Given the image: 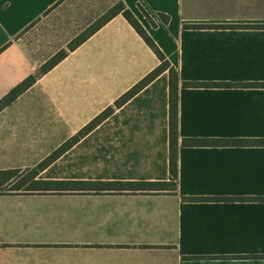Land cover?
Instances as JSON below:
<instances>
[{
    "label": "crops",
    "instance_id": "1",
    "mask_svg": "<svg viewBox=\"0 0 264 264\" xmlns=\"http://www.w3.org/2000/svg\"><path fill=\"white\" fill-rule=\"evenodd\" d=\"M119 1L178 73L176 189L0 194V264H264V0H7L0 100ZM158 65L113 18L0 111V171L36 166ZM38 179L169 181L167 72Z\"/></svg>",
    "mask_w": 264,
    "mask_h": 264
},
{
    "label": "trees",
    "instance_id": "2",
    "mask_svg": "<svg viewBox=\"0 0 264 264\" xmlns=\"http://www.w3.org/2000/svg\"><path fill=\"white\" fill-rule=\"evenodd\" d=\"M121 16L142 39L146 46L154 53L159 65L134 85L128 92L117 99L112 107H108L91 122L84 126L73 137L64 142L48 157L38 163L36 166L25 170H5L0 171V194H43L54 193L63 194L69 192H123L130 193H158L173 192L177 185V152H178V89L179 78L177 70L170 65L166 57L154 43L152 38L147 34L141 24L138 22L132 12L121 1L115 3L97 20L84 29L65 49L60 50L49 58L34 73L26 77L21 83L14 87L4 98L0 100V111L16 100L21 94L28 90L36 83L38 79L48 73L57 64H59L69 52L74 51L100 28L106 25L113 18ZM164 24L168 23V17L159 14ZM186 28H200L198 26H184ZM168 75V173L169 181L167 182H81V181H52L40 180L38 175L62 156L68 149L74 146L80 139L91 132L98 124L108 118L114 111L125 104L140 90L150 84L162 73ZM185 87H207L216 85V83H183ZM259 142V141H258ZM263 142L264 141H260ZM248 141L244 140H203V139H183V146H228L243 145Z\"/></svg>",
    "mask_w": 264,
    "mask_h": 264
},
{
    "label": "snow or ice",
    "instance_id": "3",
    "mask_svg": "<svg viewBox=\"0 0 264 264\" xmlns=\"http://www.w3.org/2000/svg\"><path fill=\"white\" fill-rule=\"evenodd\" d=\"M19 3H24L26 0H17ZM7 0H0V9L6 6Z\"/></svg>",
    "mask_w": 264,
    "mask_h": 264
}]
</instances>
